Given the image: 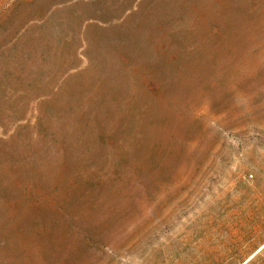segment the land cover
<instances>
[{
    "label": "rangeland",
    "instance_id": "obj_1",
    "mask_svg": "<svg viewBox=\"0 0 264 264\" xmlns=\"http://www.w3.org/2000/svg\"><path fill=\"white\" fill-rule=\"evenodd\" d=\"M263 244L264 0H0V264Z\"/></svg>",
    "mask_w": 264,
    "mask_h": 264
},
{
    "label": "trees",
    "instance_id": "obj_2",
    "mask_svg": "<svg viewBox=\"0 0 264 264\" xmlns=\"http://www.w3.org/2000/svg\"><path fill=\"white\" fill-rule=\"evenodd\" d=\"M259 260H261V263L259 264H264V258L257 256L256 254L251 257L245 264H256V262H258Z\"/></svg>",
    "mask_w": 264,
    "mask_h": 264
},
{
    "label": "water",
    "instance_id": "obj_3",
    "mask_svg": "<svg viewBox=\"0 0 264 264\" xmlns=\"http://www.w3.org/2000/svg\"><path fill=\"white\" fill-rule=\"evenodd\" d=\"M263 247H264V245H263L259 250H257V252L260 251ZM257 252H255V254H256ZM253 255H254V254H253ZM252 257H253V256H252ZM249 259H250V258H249ZM249 259H248V260H249ZM248 260H246L243 264H245Z\"/></svg>",
    "mask_w": 264,
    "mask_h": 264
},
{
    "label": "bare ground",
    "instance_id": "obj_4",
    "mask_svg": "<svg viewBox=\"0 0 264 264\" xmlns=\"http://www.w3.org/2000/svg\"><path fill=\"white\" fill-rule=\"evenodd\" d=\"M263 245H264V244H263ZM263 245H262V246H263ZM262 246H261V247H262ZM261 247H260V248H261ZM260 248H259V249H260ZM259 249H258V250H259ZM256 252H257V251H256ZM254 254H255V253H254ZM252 256H253V255H252ZM252 256H251V257H252ZM251 257H250V258H251ZM247 260H248V259H247Z\"/></svg>",
    "mask_w": 264,
    "mask_h": 264
}]
</instances>
